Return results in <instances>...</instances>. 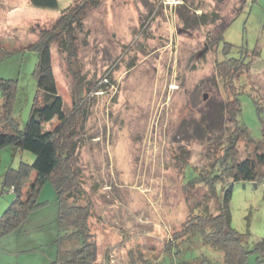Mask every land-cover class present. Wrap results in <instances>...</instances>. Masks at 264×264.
Masks as SVG:
<instances>
[{
  "label": "rangeland",
  "instance_id": "rangeland-1",
  "mask_svg": "<svg viewBox=\"0 0 264 264\" xmlns=\"http://www.w3.org/2000/svg\"><path fill=\"white\" fill-rule=\"evenodd\" d=\"M73 1L44 9L30 0H0V80L14 85L12 114L21 128L38 89V51L30 46ZM79 42L73 67L52 46L53 70L66 112L80 78L87 99L74 141L81 203L91 206L96 264H143L141 254L159 264H222L221 252L200 237L181 248L177 260L164 254L191 217L206 207L218 212L217 197L201 180L235 129L234 118L221 108L230 94L226 71L218 67L224 42L236 55L259 52L250 55V67L239 77L233 75L232 88L241 92L240 121L253 137L240 140L238 159L264 152L254 100L264 108V0H100L88 12ZM22 161L32 164L34 153L0 150V216L16 198L12 188H3L4 175ZM37 200L45 204L23 228L0 238V264H60L82 245L81 238L60 239L58 217L66 206L49 180ZM230 210L232 226L249 234L245 264H264V180L234 182Z\"/></svg>",
  "mask_w": 264,
  "mask_h": 264
},
{
  "label": "trees",
  "instance_id": "trees-1",
  "mask_svg": "<svg viewBox=\"0 0 264 264\" xmlns=\"http://www.w3.org/2000/svg\"><path fill=\"white\" fill-rule=\"evenodd\" d=\"M99 2L100 0H74L61 12L50 28L40 31L39 39L30 46L38 51V63L34 72L38 89L24 128H21L12 114L14 85L9 81L0 80V150L11 146L14 150H28L35 155L32 164L22 161L18 168L10 167L4 175L3 188H12L16 198L0 216V238L22 227L30 213L45 204L38 202L37 193L49 180L56 191L59 204L66 206L61 207L58 217L60 239L74 241L81 238L83 242L74 251L71 259L60 264H96L97 244L88 223L91 206L89 203H81L84 199V190L80 184L81 170L75 157L74 138L80 122L84 120L87 99L83 96V83L80 78L73 93V107L69 112L64 110V102L58 92L53 70L52 46L57 44L58 51L68 65L73 67L80 51L79 34L84 31V20L90 9ZM30 3L34 7L44 9H55L58 6V0H30ZM202 18L204 19V16ZM225 28L219 41L224 39ZM232 49L230 43L224 42L222 49L224 59L219 62L218 67L221 72L226 71L224 78L230 92L221 108H225L232 115L235 129L227 136L226 144L224 146L223 143L220 144L223 151L215 159L209 175L201 180L211 186V193L217 197L218 212L213 213L206 207L203 213L191 217L184 223L181 232L175 235L173 240L175 243H169L165 249L164 255H169L172 260L175 258L177 260L179 254L183 253L181 248L187 249L188 243L198 237L201 238L202 244L221 252L222 264H245L251 252L246 246L249 234L240 233L232 226L230 203L234 182L250 181L257 185L264 180V171H260L264 168V152L256 151L254 157L242 161L238 159L240 140L244 138L252 140L253 137L240 121L241 92H236L232 88V82L233 75L239 77L244 69L250 67V55H258L259 52L239 51L236 55L230 53ZM70 71L77 79L78 74L74 73L72 68ZM89 90H96L94 84ZM254 100L264 139V108L259 98ZM217 111L214 110L213 116L216 117ZM54 120H57L56 126L53 129H45V124ZM194 179L190 180L191 185L195 184ZM218 184L222 186V194L218 192ZM69 200L73 202L67 206ZM260 244L264 246V240ZM140 257L143 264H159L158 261L144 259L142 254Z\"/></svg>",
  "mask_w": 264,
  "mask_h": 264
},
{
  "label": "water",
  "instance_id": "water-1",
  "mask_svg": "<svg viewBox=\"0 0 264 264\" xmlns=\"http://www.w3.org/2000/svg\"><path fill=\"white\" fill-rule=\"evenodd\" d=\"M204 98L206 99L207 98V95L205 94Z\"/></svg>",
  "mask_w": 264,
  "mask_h": 264
},
{
  "label": "crops",
  "instance_id": "crops-1",
  "mask_svg": "<svg viewBox=\"0 0 264 264\" xmlns=\"http://www.w3.org/2000/svg\"><path fill=\"white\" fill-rule=\"evenodd\" d=\"M14 151L16 152V151H18V150H14ZM23 226H24V225H23ZM23 226H22V228H23Z\"/></svg>",
  "mask_w": 264,
  "mask_h": 264
}]
</instances>
